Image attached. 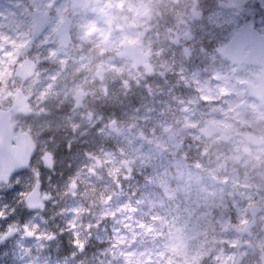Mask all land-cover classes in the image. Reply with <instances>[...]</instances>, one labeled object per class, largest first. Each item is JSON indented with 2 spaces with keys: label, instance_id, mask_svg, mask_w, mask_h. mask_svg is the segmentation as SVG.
I'll return each instance as SVG.
<instances>
[{
  "label": "clouds",
  "instance_id": "9594fccd",
  "mask_svg": "<svg viewBox=\"0 0 264 264\" xmlns=\"http://www.w3.org/2000/svg\"><path fill=\"white\" fill-rule=\"evenodd\" d=\"M216 9L217 0H25L18 40L0 34V117L31 140L44 207L74 202L68 210L86 235L73 242L72 264H111L87 251L105 226L124 230L105 251L150 240L155 264H167L177 235L192 239L199 228L178 229L179 216L196 214L207 228L214 209L264 213V95L217 107L256 73L226 46H205L219 30L208 24ZM46 19L56 23L33 47ZM189 49L206 54L200 65ZM89 138L99 143L89 148ZM240 223L245 231L250 220ZM256 223L264 233V215ZM261 241H245L259 249L245 264H264Z\"/></svg>",
  "mask_w": 264,
  "mask_h": 264
},
{
  "label": "rangeland",
  "instance_id": "374dc122",
  "mask_svg": "<svg viewBox=\"0 0 264 264\" xmlns=\"http://www.w3.org/2000/svg\"><path fill=\"white\" fill-rule=\"evenodd\" d=\"M56 2L60 3L61 0H56ZM24 3L25 0H0V34H8L9 36L16 37L18 40L23 30L21 21L26 19V17L22 15ZM233 7L237 14L245 15L247 13V0H234ZM55 23V19L49 20V23L43 31V36L55 25ZM22 47L23 45L19 42L15 44L17 50ZM0 55H2V53H0ZM12 55L15 56V52H13ZM3 79L4 71L0 68V81ZM185 93L186 91L184 90V94ZM229 95H231V97L226 99V106L229 103H238L236 92L232 91ZM98 143L99 138H89L87 146L92 148ZM105 146L106 148H110L113 145L110 141H106ZM30 173V170L26 171L24 177L28 179ZM21 179L20 176L16 177L11 186L7 187H4L0 183V238L8 232V230H13V235L10 238L4 242L0 241V264H72L71 252L74 251L73 246H71L70 255H65L62 257V260L58 259V256H42L40 252H52L57 254L60 251V246H58L56 242L48 243L46 241L45 224L47 219L58 217L60 221L65 222L68 236L71 239L77 240L82 235L78 221L73 220V213L68 210L71 207V203L74 202L65 205V210L63 212L57 210L53 211V207L50 204L44 207V192L38 209L31 212L25 208L23 198L16 190L22 183L28 185V180H24V182L21 183ZM47 211H52V213L49 214L48 218L44 219L43 217ZM2 214L9 215L8 220L2 221ZM195 215L196 214H193L192 218L189 219L185 214L183 221L177 223L176 227L178 229L184 228L185 222L187 221V228L184 229V231L187 232L188 229H192L195 225H199L197 224ZM69 221L77 223L78 226L76 228H71ZM125 223H127L126 220ZM22 225H26L33 232V240H28L24 237ZM118 226L119 225H109L105 226L103 231H95L96 242L87 250L88 253L92 255L93 259H95L96 256H100L101 252H104V256L111 261V264H155L154 253L153 255H149L146 250L147 247L152 246L150 240H148L146 244H133L128 246L124 251H118L115 248L105 251L110 244L115 243V238L117 236L123 235V229H121V232L116 231V227ZM73 233H75V235H73ZM201 233L202 231L199 227L195 232L189 233V235L193 237L192 239H188L182 233L178 234L176 245L174 246L175 257L174 259H168L167 264H196V260L199 259V254L194 250L192 243L198 241L196 238H198ZM225 235L230 237L231 234L227 231ZM261 236H264V233L258 234L256 231L249 240L262 242Z\"/></svg>",
  "mask_w": 264,
  "mask_h": 264
},
{
  "label": "flooded vegetation",
  "instance_id": "af4514ba",
  "mask_svg": "<svg viewBox=\"0 0 264 264\" xmlns=\"http://www.w3.org/2000/svg\"><path fill=\"white\" fill-rule=\"evenodd\" d=\"M234 0H217V9L208 17V24L219 25V30L215 31L213 41L211 44L206 43L205 46L212 52L215 45L227 46L229 40L235 38V51L240 52L248 57V61H243V67L247 70L250 69L256 73L254 76H249L248 80L244 84L237 86L233 92H236L237 102L245 100L248 104L259 103V97L264 95V73H261V69L264 68V0H247V13L240 15L236 13L233 7ZM244 23L247 27L241 31ZM37 45L33 42V47ZM187 55L190 58V64L192 67H196L201 64L206 54H198V52L189 49ZM246 76L247 72L244 73ZM187 94L190 90L185 89ZM235 96V97H236ZM223 102L217 105L218 108H222ZM207 113V110L205 109ZM211 113H207V116H211ZM218 115V113H217ZM62 155V154H61ZM72 160H76L77 156H70ZM65 175L68 170L63 169ZM21 174V173H20ZM56 180V177H53ZM47 187V185H45ZM44 191L43 188H41ZM241 212L246 213L245 219L250 220V228L254 229L257 227L259 217L264 213L257 212L256 216L253 217L251 209L242 208L240 205H236ZM235 209H230V214H234ZM224 223L228 221L224 220ZM231 225V223H230ZM60 238H63L64 231L60 230ZM52 236H55L52 234ZM57 236V235H56ZM58 237V236H57ZM244 238V237H243ZM241 237L237 241V246L232 250L237 254L239 251L251 253L253 249H248V245L243 242ZM89 246V245H88ZM247 249V251H245ZM232 258L228 260V264L232 263ZM241 264H245V257Z\"/></svg>",
  "mask_w": 264,
  "mask_h": 264
},
{
  "label": "water",
  "instance_id": "95a60500",
  "mask_svg": "<svg viewBox=\"0 0 264 264\" xmlns=\"http://www.w3.org/2000/svg\"><path fill=\"white\" fill-rule=\"evenodd\" d=\"M46 22L47 19L37 21L35 34L41 31ZM24 70L30 71V68L25 67ZM12 141L15 142V145H12ZM30 152L31 140L26 136L15 135L6 119L0 117V179L8 182L12 173L26 168L29 163ZM38 198V189L35 188L31 194L26 197L27 205L31 208H35ZM26 236L31 237V234L26 232Z\"/></svg>",
  "mask_w": 264,
  "mask_h": 264
},
{
  "label": "trees",
  "instance_id": "16d2710c",
  "mask_svg": "<svg viewBox=\"0 0 264 264\" xmlns=\"http://www.w3.org/2000/svg\"><path fill=\"white\" fill-rule=\"evenodd\" d=\"M213 216H214V214H213ZM213 243H214V238L212 237V238L210 239V241H209V244H207V247H209V246H213Z\"/></svg>",
  "mask_w": 264,
  "mask_h": 264
}]
</instances>
